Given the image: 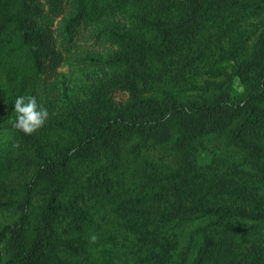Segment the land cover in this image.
Wrapping results in <instances>:
<instances>
[{
  "label": "trees",
  "instance_id": "obj_1",
  "mask_svg": "<svg viewBox=\"0 0 264 264\" xmlns=\"http://www.w3.org/2000/svg\"><path fill=\"white\" fill-rule=\"evenodd\" d=\"M0 264H264V0H0Z\"/></svg>",
  "mask_w": 264,
  "mask_h": 264
},
{
  "label": "clouds",
  "instance_id": "obj_2",
  "mask_svg": "<svg viewBox=\"0 0 264 264\" xmlns=\"http://www.w3.org/2000/svg\"><path fill=\"white\" fill-rule=\"evenodd\" d=\"M14 112L16 119L13 127L25 134H31L42 127L49 117L47 108L39 104L34 95L17 96L14 100Z\"/></svg>",
  "mask_w": 264,
  "mask_h": 264
},
{
  "label": "rangeland",
  "instance_id": "obj_3",
  "mask_svg": "<svg viewBox=\"0 0 264 264\" xmlns=\"http://www.w3.org/2000/svg\"><path fill=\"white\" fill-rule=\"evenodd\" d=\"M60 70L66 72L67 71V67L66 66L61 67ZM236 84L239 87V82L238 81H236ZM116 97L119 98V99H121V98H125L126 95L124 93H117L116 94Z\"/></svg>",
  "mask_w": 264,
  "mask_h": 264
}]
</instances>
